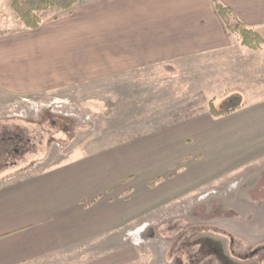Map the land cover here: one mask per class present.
<instances>
[{
  "label": "rangeland",
  "instance_id": "374dc122",
  "mask_svg": "<svg viewBox=\"0 0 264 264\" xmlns=\"http://www.w3.org/2000/svg\"><path fill=\"white\" fill-rule=\"evenodd\" d=\"M11 1L0 0V68L10 55L29 52L20 43L34 34ZM70 9L40 12V24ZM257 52L264 57V44ZM38 68L35 80L0 69V130H20L35 144L0 180L23 170L88 169L83 187L99 189L100 201L72 204V218L87 207L88 233L52 264H264V158L241 159L247 144L226 115L198 119L210 101L225 106L235 91L225 84L234 81L196 78L170 64L70 88ZM253 68L244 82L251 106L264 103V62Z\"/></svg>",
  "mask_w": 264,
  "mask_h": 264
},
{
  "label": "crops",
  "instance_id": "0c3cea01",
  "mask_svg": "<svg viewBox=\"0 0 264 264\" xmlns=\"http://www.w3.org/2000/svg\"><path fill=\"white\" fill-rule=\"evenodd\" d=\"M217 1L264 40V0ZM69 12L27 29L34 34L20 44L30 46V51L8 53L14 59L10 55L1 63V76L28 73L34 79L40 66L47 74L43 78L71 88L90 79L177 64L196 78L209 74L219 81L232 80L225 87L239 94L241 105L226 115V125L239 129L236 139L247 144L241 159L264 158V103L251 106L244 83L245 76L256 73L255 62H264V57L226 29L212 0H78ZM47 35L49 40L43 39ZM47 45H52L51 52L44 49ZM15 65L24 71H12ZM210 116L198 119L208 123ZM89 173L47 167L0 180V264H52V257L70 251L71 242L88 233L87 207L72 218V204L97 196L99 189L88 192L83 187ZM99 202L94 199L92 204ZM100 216L93 220L98 222Z\"/></svg>",
  "mask_w": 264,
  "mask_h": 264
},
{
  "label": "trees",
  "instance_id": "16d2710c",
  "mask_svg": "<svg viewBox=\"0 0 264 264\" xmlns=\"http://www.w3.org/2000/svg\"><path fill=\"white\" fill-rule=\"evenodd\" d=\"M78 0H12L11 7L18 15L23 26L30 30H35L40 25L39 13L50 8H58L63 11L69 10ZM216 13L221 18L226 29L230 33H236L242 45L257 50L264 40L260 35L238 21L232 10L217 0H212ZM223 108H216L213 102H209V114L213 117L227 115L236 110L241 105L239 94L233 93L229 95L223 102Z\"/></svg>",
  "mask_w": 264,
  "mask_h": 264
},
{
  "label": "flooded vegetation",
  "instance_id": "af4514ba",
  "mask_svg": "<svg viewBox=\"0 0 264 264\" xmlns=\"http://www.w3.org/2000/svg\"><path fill=\"white\" fill-rule=\"evenodd\" d=\"M33 146L35 144L20 130H0V172L16 168L19 161H22L27 153H31Z\"/></svg>",
  "mask_w": 264,
  "mask_h": 264
}]
</instances>
